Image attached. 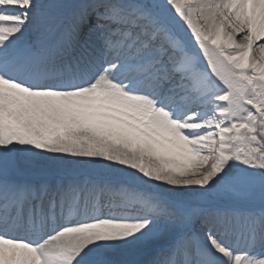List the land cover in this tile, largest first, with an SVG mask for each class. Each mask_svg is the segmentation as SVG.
<instances>
[{"label":"snow or ice","instance_id":"snow-or-ice-1","mask_svg":"<svg viewBox=\"0 0 264 264\" xmlns=\"http://www.w3.org/2000/svg\"><path fill=\"white\" fill-rule=\"evenodd\" d=\"M0 264H264V0H0Z\"/></svg>","mask_w":264,"mask_h":264}]
</instances>
